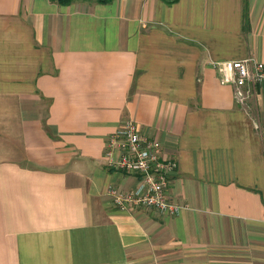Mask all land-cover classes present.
Returning <instances> with one entry per match:
<instances>
[{
	"label": "crops",
	"instance_id": "obj_1",
	"mask_svg": "<svg viewBox=\"0 0 264 264\" xmlns=\"http://www.w3.org/2000/svg\"><path fill=\"white\" fill-rule=\"evenodd\" d=\"M264 0H0V264H264ZM130 119L174 160V216L126 213L104 149Z\"/></svg>",
	"mask_w": 264,
	"mask_h": 264
},
{
	"label": "built area",
	"instance_id": "obj_2",
	"mask_svg": "<svg viewBox=\"0 0 264 264\" xmlns=\"http://www.w3.org/2000/svg\"><path fill=\"white\" fill-rule=\"evenodd\" d=\"M213 66L221 82L233 87L234 101L240 108H249L257 90L264 93V63L255 57L214 62ZM104 158L108 168L137 176L136 185L129 191L108 189L119 211L126 214L139 208L174 216L182 208L173 204L167 193L176 161L165 159L160 142L147 138L132 120L122 121L120 128L110 136Z\"/></svg>",
	"mask_w": 264,
	"mask_h": 264
},
{
	"label": "trees",
	"instance_id": "obj_3",
	"mask_svg": "<svg viewBox=\"0 0 264 264\" xmlns=\"http://www.w3.org/2000/svg\"><path fill=\"white\" fill-rule=\"evenodd\" d=\"M60 3H69L70 0H58Z\"/></svg>",
	"mask_w": 264,
	"mask_h": 264
}]
</instances>
